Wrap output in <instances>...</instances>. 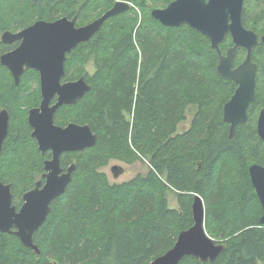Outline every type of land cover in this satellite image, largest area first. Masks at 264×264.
<instances>
[{"label":"trees","instance_id":"16d2710c","mask_svg":"<svg viewBox=\"0 0 264 264\" xmlns=\"http://www.w3.org/2000/svg\"><path fill=\"white\" fill-rule=\"evenodd\" d=\"M127 1L141 9L142 23L131 6L107 20L65 62V79L83 77L91 90L76 105L64 106L59 116L70 113L66 117L74 123L89 125L97 143L64 155L63 166L74 155L76 169L66 192L51 204L46 222L34 234L41 254L14 234L0 232V264H151L193 225L195 195L205 202L206 228L222 240L225 250L213 262L187 256L179 264H264L262 207L249 174L253 164L264 167V141L257 132V114L264 107V45L252 54L258 67L256 99L231 139L223 108L237 85L218 74L219 59L210 41L188 25L163 26L152 17L155 5L165 7L173 0ZM115 3L0 0V34L63 17L76 18L77 26H83ZM255 3L264 5V0H246L243 22L262 35L264 11L252 25L249 21ZM15 46L1 42L0 56ZM231 46L227 38L222 52ZM92 55L98 70L94 76L83 69L72 74V68L83 67ZM245 58L246 51L239 50L234 67ZM0 70L9 78L8 93L16 105L26 99L23 78L36 74L35 102L16 118L8 109L10 130L0 155V181L10 184L19 209L23 194L44 173L45 157L27 123L28 110L40 101L39 74L27 69L16 85L1 61ZM193 108L191 126L185 129L187 112ZM14 121L21 125L14 126ZM23 154L30 177L21 186L15 180L23 169L16 168ZM139 156L148 163V174L124 185L110 184L99 170L111 159L129 164L141 160ZM170 188L177 192L179 210L167 205ZM214 224L220 226L217 236L210 230Z\"/></svg>","mask_w":264,"mask_h":264},{"label":"water","instance_id":"95a60500","mask_svg":"<svg viewBox=\"0 0 264 264\" xmlns=\"http://www.w3.org/2000/svg\"><path fill=\"white\" fill-rule=\"evenodd\" d=\"M245 0H174L165 8L152 10V17L163 26L180 27L188 25L208 38L211 47L217 52L219 63L217 71L225 79L232 80L237 89L224 105L223 120L229 124L230 138L235 137L238 125L248 119V108L256 99L257 64L252 59L253 50L260 43L264 45V35L259 36L243 25ZM126 1H118L101 17L77 26V20L67 17L49 22L40 20L16 33L7 31L2 41L19 46L0 57L3 66L11 72L14 82L19 85L26 69H33L40 75L42 101L38 108L29 111L28 122L33 129L32 136L37 140L42 152L52 151V160L45 163V183L23 195L22 206L13 204L11 186L0 181V232L14 234L22 244L40 255L34 243V234L46 222L51 204L61 197L72 181L76 165L66 173L60 166V156L64 152H82L97 143V136L89 125L70 124L66 128L56 126L54 116L61 106L76 105L90 85L80 79L61 83L65 76L67 55L80 44L88 42L112 17L130 9ZM227 34L233 38L234 47L223 55L220 45ZM239 49L247 51L246 59L238 67L233 63ZM57 97L53 106L52 100ZM9 130V114L0 112V155ZM257 132L264 141V109L257 121ZM114 178L124 173L121 166H113ZM252 185L262 207L259 220L264 225V167L253 164L249 168ZM193 225L179 233L174 246L151 264H179L183 258L192 256L202 262L215 261L225 250L224 244L216 243L206 232V211L204 200L195 195L192 204Z\"/></svg>","mask_w":264,"mask_h":264},{"label":"rangeland","instance_id":"374dc122","mask_svg":"<svg viewBox=\"0 0 264 264\" xmlns=\"http://www.w3.org/2000/svg\"><path fill=\"white\" fill-rule=\"evenodd\" d=\"M113 2H118V1H127V0H112ZM174 1V0H173ZM128 2V1H127ZM129 4L132 6V8L135 9L137 15H138V24L142 23V11L138 6H135L134 4H132L131 2H129ZM253 6V5H252ZM263 4H254V7L252 8V12L250 13V24L252 25V23L255 22V20L258 18L260 12L264 11L263 10ZM166 7V6H165ZM163 6V4H157L155 5V8H165ZM258 27H262V24L260 23L258 25ZM13 33H15L14 31H11ZM2 34H0V43H1V37ZM87 73L90 77L94 76L97 73V67H96V61H95V55H92V57H90L88 59V61L86 62V64L83 67H74L72 68V74H76L79 73V70H82ZM7 74H5L3 71L0 70V110L2 109H9L12 111V114L14 115V117H18L19 115H22L25 111H26V106L29 103L35 102V89L37 87V83H36V74L34 73H28V75L26 77L23 78V81H25L26 84V89L24 90L23 94L25 96V100H23V104L21 105H16L15 103H13L12 99L10 98V94L8 93V87H9V78L6 76ZM13 80V78H12ZM33 89V90H32ZM2 94V95H1ZM264 104V102H263ZM4 106H10L9 108H5ZM194 111L195 109L193 108L192 112H187V119L186 121L183 123V128H189L191 126L192 123V118L194 116ZM64 113V112H63ZM64 116H70V113H64ZM16 125H21L18 121H14V126ZM25 157V154L22 155V157H20V161L18 166L16 167L17 170L19 168H23L22 172H20L17 176L18 179L15 180L16 183H21L20 185L23 186V183H26V179L28 180V178L30 177L29 174H27V170H28V166L27 164H25L26 162L24 161L25 159H22ZM140 157V156H139ZM140 159L142 160H135L132 163H125V162H121L115 159H111L108 163V165H105L102 168H99V170L105 174L107 176L108 182L110 184H116V185H124L126 183H129L131 181H133L137 176L142 175V176H146L148 174L149 171V166L147 162H144L145 160L143 158L140 157ZM74 163H75V159H74ZM113 166H121L125 169V173H123L119 178L115 179L113 177V174L111 172V168ZM40 178H37V181ZM166 200H167V205L170 209H177L179 210V203H178V197H177V192L175 190H173L172 188H170L166 194ZM19 202V199H16ZM205 204V202H204ZM205 229L207 234L209 235V237H211L216 243L218 244H222L223 242H221L222 240H218L217 238L215 239L214 237H212V234L208 231V229L206 228V223H205ZM211 232L217 236V234L219 233L218 231L220 230V226L217 224H214L213 226H211L210 228ZM224 241V240H223Z\"/></svg>","mask_w":264,"mask_h":264},{"label":"flooded vegetation","instance_id":"af4514ba","mask_svg":"<svg viewBox=\"0 0 264 264\" xmlns=\"http://www.w3.org/2000/svg\"><path fill=\"white\" fill-rule=\"evenodd\" d=\"M173 2V1H172ZM245 2H246V0H245ZM245 2H244V5H245ZM170 4V3H169ZM243 15H244V11H243ZM243 25H244V22H243ZM244 27H245V25H244ZM246 28V27H245ZM247 30H250V31H253V32H255L254 30H252V29H250V28H246ZM256 33V32H255ZM258 36H259V38H261V36H263L264 34H262V35H260V34H258V33H256ZM3 35V34H2ZM227 38H230V40H231V42H232V46L226 51V53L224 54L223 52V55H226L227 54V52L231 49V48H233L234 47V43H233V38H232V36L230 35V34H227L226 35V37H225V39H224V41L221 43V45H220V48H221V46H222V44L225 42V40H227ZM208 39V38H207ZM209 40V39H208ZM210 41V40H209ZM1 42L2 43H4L3 41H2V37H1ZM5 45H12V44H15L16 46L13 48V49H11V50H9L8 52H10V51H13L14 49H16L18 46H19V44H20V41H16V42H14V43H12V44H6V43H4ZM260 44H262V43H260ZM239 50H244V49H239ZM239 50H238V52H239ZM221 51H222V48H221ZM246 51V50H245ZM8 52H6V53H8ZM237 52V53H238ZM217 53V52H216ZM5 54V53H4ZM218 55V54H217ZM246 55H247V51H246ZM2 56V55H1ZM0 56V57H1ZM236 56H237V54H236ZM218 59H219V57H218ZM235 59H236V57H235ZM235 59H234V61H235ZM246 59V58H245ZM244 62V61H243ZM242 62V63H243ZM233 67H234V63H233ZM238 67V66H237ZM7 68V67H6ZM234 68H236V67H234ZM8 69V68H7ZM9 70V69H8ZM27 70V69H26ZM25 70V71H26ZM31 70H33V69H31ZM258 70V69H257ZM24 71V72H25ZM35 71V70H34ZM10 72V71H9ZM37 72V71H36ZM10 74H11V72H10ZM24 74V73H23ZM39 74V73H38ZM11 76H12V74H11ZM22 77V76H21ZM12 78H13V76H12ZM80 79V78H79ZM256 79H257V76H256ZM76 80H78V79H65V76H64V78L61 80V83L62 84H64V83H69V82H74V81H76ZM230 80V79H229ZM13 81H14V78H13ZM20 82H21V78H20ZM15 83V82H14ZM20 84V83H19ZM38 85H39V93H40V101H39V104L37 105V106H35V107H32V108H30L29 110H28V112H27V123H28V126L31 128V130H32V132H31V137L35 140V142H36V144H37V146H38V150L41 152V154L45 157L44 158V161H43V163H44V173L42 174V180H38L37 182H36V184L38 183V182H41L42 183V185H44V183H45V178H44V174L46 173V171H45V163L47 162V161H50V160H52V156H53V154H52V151H50V150H48V151H45V152H42L40 149H39V145H38V142H37V140L32 136V133H33V129H32V127L29 125V122H28V114H29V111L31 110V109H33V108H38L39 106H40V104H41V101H42V95H41V83H40V75H39V83H38ZM236 89H237V87H236ZM236 89H235V91H236ZM235 91H234V93H235ZM234 95V94H233ZM232 95V96H233ZM232 98V97H231ZM230 98V99H231ZM56 102H57V97H55L53 100H52V102H51V105L53 106L54 104H56ZM64 106H73V105H64ZM64 106H61L59 109H57V111H56V113H55V116H54V123H55V125L56 126H59V127H62V128H66L68 125H70V124H74V121H72L71 119H69V118H67L66 116H64V113L61 115V116H59V113H60V111H61V109L62 108H64ZM264 109V107L263 108H261L260 109V111L258 112V114H257V121H258V118H259V116H260V112L262 111ZM3 110H6L7 112H8V114H9V130H10V122H11V114H10V111L8 110V109H2V110H0V112L1 111H3ZM57 114H58V119L56 120V116H57ZM78 124V123H77ZM229 128H230V126H229ZM9 130H8V133H9ZM8 136V135H7ZM229 136H230V132H229ZM6 140V139H5ZM66 154H74V152H64V153H62L61 154V156H60V166H61V168L63 169V173H66L67 171H68V169L72 166V165H74L75 163H74V155L70 158V160L67 162L68 163V165L66 166V167H64L63 166V163L65 162V160H64V155H66ZM76 165V164H75ZM123 168V167H122ZM112 169V168H111ZM124 169V168H123ZM111 172H112V170H111ZM124 173H125V169H124ZM113 174V173H112ZM73 176H74V172H73V174H72V179H73ZM113 177H114V175H113ZM119 178V177H118ZM115 179H117V178H115ZM36 184H35V186H34V188L36 187ZM8 185H10V184H8ZM34 188H32V189H34ZM31 189V190H32ZM30 191V190H29ZM28 192V191H27ZM26 193V192H25ZM24 193V194H25ZM23 194V195H24ZM22 200H23V196H22ZM14 204V203H13ZM22 206V205H21ZM18 209V208H17Z\"/></svg>","mask_w":264,"mask_h":264}]
</instances>
